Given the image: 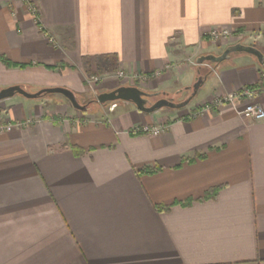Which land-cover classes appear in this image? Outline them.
I'll return each instance as SVG.
<instances>
[{
  "label": "crops",
  "instance_id": "obj_1",
  "mask_svg": "<svg viewBox=\"0 0 264 264\" xmlns=\"http://www.w3.org/2000/svg\"><path fill=\"white\" fill-rule=\"evenodd\" d=\"M31 1L39 23L22 0H0L12 63L0 58V89L63 87L89 110L61 94L0 101V124L21 123L0 133V264H264V120L237 111L264 107V66L247 53L197 64L237 42L264 53V0ZM211 29L228 44L206 41ZM107 55L150 77L149 93L191 92L200 68L206 79L180 109L109 111L95 100L118 79L86 80ZM247 86L253 97L194 114Z\"/></svg>",
  "mask_w": 264,
  "mask_h": 264
},
{
  "label": "water",
  "instance_id": "obj_2",
  "mask_svg": "<svg viewBox=\"0 0 264 264\" xmlns=\"http://www.w3.org/2000/svg\"><path fill=\"white\" fill-rule=\"evenodd\" d=\"M234 53L251 54L264 66V53L258 47L244 44L242 42L227 46L220 55L213 53L201 55L197 58V64L202 65L205 62H211L218 65L230 59L231 55ZM198 73L199 76L194 84L187 87V89L191 91V95L180 102H176L168 93H164V97H161L157 101L151 102L150 98L154 95H158V93L152 94L132 85H121L111 91L102 92L97 95L95 102L105 106L111 102L128 101L134 103L140 111L146 113H152L162 108L180 109L189 104L191 99L197 94L198 90L205 82L206 76L201 74V68L198 70ZM180 91L182 92L183 90ZM49 94L63 95L71 102L73 107L79 111L85 112L89 110L88 104L80 103L72 90L63 87H48L32 92L21 85H12L0 89V101L14 97L15 95H22L28 99H37Z\"/></svg>",
  "mask_w": 264,
  "mask_h": 264
},
{
  "label": "built area",
  "instance_id": "obj_3",
  "mask_svg": "<svg viewBox=\"0 0 264 264\" xmlns=\"http://www.w3.org/2000/svg\"><path fill=\"white\" fill-rule=\"evenodd\" d=\"M23 3L28 5L29 11L34 15L36 21L39 23V15H38V7L31 1V0H22ZM230 32L227 29H211L206 33L205 36H209L211 38H216V39H227L230 37ZM49 40L52 42L53 39L50 37ZM116 76L118 79L121 80H126V81H131V80H147L148 76L144 74H129L125 72L124 70H118L116 72ZM100 80L99 76L96 75H91L88 79L87 82L89 83H95ZM256 94V89L253 86H247L244 87L238 91H236L234 94L226 95V96H221L217 97L213 102L211 103H205L202 104L194 114H199L201 112H205L208 110L213 109L214 107H218L221 105H224L226 103H231V104H237V100L245 99V98H251ZM117 107L116 102H111L108 104V109L109 111H114L115 108ZM239 114L243 115L246 118H249L254 121H261L264 120V107L255 102H250L247 103L244 107L240 108L237 110ZM21 123L13 124V123H5V124H0V133L6 132V131H11L14 129L16 126H20ZM165 129L164 126H149V125H144L142 127H137L135 129L136 132H143V133H149V134H154L157 135L160 132H162Z\"/></svg>",
  "mask_w": 264,
  "mask_h": 264
},
{
  "label": "rangeland",
  "instance_id": "obj_4",
  "mask_svg": "<svg viewBox=\"0 0 264 264\" xmlns=\"http://www.w3.org/2000/svg\"><path fill=\"white\" fill-rule=\"evenodd\" d=\"M206 41H209L210 43H213V44H219L220 46L221 45H225V43H227L228 44V41H230V37L229 38H227V39H224V40H221V39H216V38H211V37H209V36H206ZM230 43V42H229ZM226 48H223V47H221L219 50H218V52L216 53V55H220L224 50H225ZM235 54V53H234ZM234 54H232L231 56H233ZM224 63V62H223ZM223 63H221V64H218L217 66H221ZM216 66V64H214V63H211V62H205V63H203L202 64V67L203 68H205V70H210V69H213L214 67ZM118 72V71H117ZM112 74V73H111ZM114 74V76L113 77H115L116 79H118L117 78V76H116V73H113ZM91 75H96V76H99L100 77V80L99 81H97V82H95V83H89L88 82V84L89 85H91V86H93V85H95V87L97 86V84H99V83H101L102 81H103V76H102V74H100V73H97V71H96V73H94V74H91ZM91 75H87L86 76V80L91 76ZM148 78H150V77H148ZM118 81H119V86H121V85H132V86H137V87H139L140 89H142V87H145L150 81L149 80H139V79H136V80H131V81H126V80H121V79H118ZM142 90H144V89H142ZM145 91V90H144ZM190 93L191 92H183V93H181V94H175V93H173L172 95H170V96H174V98L176 99V101L178 102H180V101H183V100H185V98L186 97H188L189 95H190ZM100 94V93H99ZM153 94V93H152ZM155 94V93H154ZM161 97H164L162 94H158V95H154L153 97H151L150 98V101L151 102H155V101H157L158 99H160ZM201 96H198V98H197V100H199V98H200ZM119 103H123L122 101H118ZM200 107V106H199ZM198 107V108H199Z\"/></svg>",
  "mask_w": 264,
  "mask_h": 264
},
{
  "label": "trees",
  "instance_id": "obj_5",
  "mask_svg": "<svg viewBox=\"0 0 264 264\" xmlns=\"http://www.w3.org/2000/svg\"><path fill=\"white\" fill-rule=\"evenodd\" d=\"M0 58L7 64V65H12V63L5 57H1ZM118 59L115 55H107V56H103V57H98V61H97V70L98 73L100 74H105L107 72L110 73H115L118 71ZM155 170H149V172H154ZM205 198V197H204ZM191 201L186 202L185 204H190ZM164 208V207H162ZM168 207H165V209Z\"/></svg>",
  "mask_w": 264,
  "mask_h": 264
},
{
  "label": "bare ground",
  "instance_id": "obj_6",
  "mask_svg": "<svg viewBox=\"0 0 264 264\" xmlns=\"http://www.w3.org/2000/svg\"><path fill=\"white\" fill-rule=\"evenodd\" d=\"M117 102H118V101H117ZM117 102H116V103H117Z\"/></svg>",
  "mask_w": 264,
  "mask_h": 264
},
{
  "label": "flooded vegetation",
  "instance_id": "obj_7",
  "mask_svg": "<svg viewBox=\"0 0 264 264\" xmlns=\"http://www.w3.org/2000/svg\"><path fill=\"white\" fill-rule=\"evenodd\" d=\"M171 97V96H170Z\"/></svg>",
  "mask_w": 264,
  "mask_h": 264
}]
</instances>
